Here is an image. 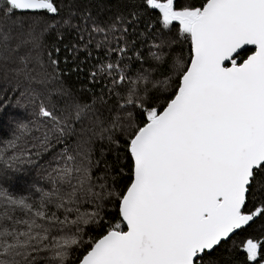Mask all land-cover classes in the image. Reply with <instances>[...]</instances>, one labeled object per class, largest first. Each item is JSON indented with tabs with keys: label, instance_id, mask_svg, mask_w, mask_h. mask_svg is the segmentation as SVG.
I'll use <instances>...</instances> for the list:
<instances>
[{
	"label": "snow or ice",
	"instance_id": "1",
	"mask_svg": "<svg viewBox=\"0 0 264 264\" xmlns=\"http://www.w3.org/2000/svg\"><path fill=\"white\" fill-rule=\"evenodd\" d=\"M0 89V264H264V0H0Z\"/></svg>",
	"mask_w": 264,
	"mask_h": 264
},
{
	"label": "trees",
	"instance_id": "2",
	"mask_svg": "<svg viewBox=\"0 0 264 264\" xmlns=\"http://www.w3.org/2000/svg\"><path fill=\"white\" fill-rule=\"evenodd\" d=\"M94 56H95V53H94ZM81 59H83V56H81ZM67 61H68V64H67V68L64 69L65 71H67V69H70V68L73 67V64L71 63V61H72V57H71V55H67ZM64 62H65V52H64V50H63V45H61L60 63H61V67H62V68H64ZM82 67L84 68V73H82L81 75H86V73H87V71H88V65H82ZM67 79H68L70 82H73V86H74L75 88H79V87H80V83H77V82H76V75H74V74H73V75H70ZM7 91L9 92V95H8V96H5V95L3 94V90L0 89V101H3V100H11L12 103H14L15 100H16V97L19 95V93H16L15 95H12V94H11V89H8ZM12 103H10V104L6 107V109L3 110V114H4V116H5V120H4V125H5V127H4L3 131H4L5 134H7V132H8L7 116H8L9 114H21V115L24 114V113L22 112L21 109L13 107V106H12ZM98 154H99V145H97V155H98ZM45 159L47 160L48 157L46 156ZM108 159L111 160L112 157L109 156ZM42 162H43V161H42ZM33 172H34V171H33ZM33 172L31 173L32 176H33ZM93 174L95 175L96 173H93ZM122 183H123V181H122ZM238 235H239V233H238Z\"/></svg>",
	"mask_w": 264,
	"mask_h": 264
},
{
	"label": "rangeland",
	"instance_id": "3",
	"mask_svg": "<svg viewBox=\"0 0 264 264\" xmlns=\"http://www.w3.org/2000/svg\"><path fill=\"white\" fill-rule=\"evenodd\" d=\"M46 160V159H45ZM33 176H35V171L33 172Z\"/></svg>",
	"mask_w": 264,
	"mask_h": 264
}]
</instances>
